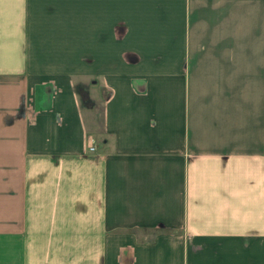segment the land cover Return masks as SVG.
Wrapping results in <instances>:
<instances>
[{
	"label": "crops",
	"instance_id": "0c3cea01",
	"mask_svg": "<svg viewBox=\"0 0 264 264\" xmlns=\"http://www.w3.org/2000/svg\"><path fill=\"white\" fill-rule=\"evenodd\" d=\"M0 264H264V0H0Z\"/></svg>",
	"mask_w": 264,
	"mask_h": 264
},
{
	"label": "built area",
	"instance_id": "2783aa9c",
	"mask_svg": "<svg viewBox=\"0 0 264 264\" xmlns=\"http://www.w3.org/2000/svg\"><path fill=\"white\" fill-rule=\"evenodd\" d=\"M91 149H93V148H91Z\"/></svg>",
	"mask_w": 264,
	"mask_h": 264
}]
</instances>
